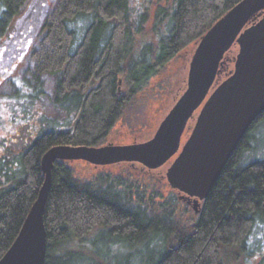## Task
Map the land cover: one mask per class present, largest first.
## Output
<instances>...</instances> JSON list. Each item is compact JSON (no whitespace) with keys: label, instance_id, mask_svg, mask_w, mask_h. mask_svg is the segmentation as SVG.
I'll use <instances>...</instances> for the list:
<instances>
[{"label":"trees","instance_id":"1","mask_svg":"<svg viewBox=\"0 0 264 264\" xmlns=\"http://www.w3.org/2000/svg\"><path fill=\"white\" fill-rule=\"evenodd\" d=\"M27 1L0 0V40ZM239 1L47 4L28 54L33 82L31 88L30 80L24 84L30 94L41 97L44 81L52 78L50 102L61 116H47L51 124L30 142L0 156V258L44 181L43 153L57 144H103L149 79L190 44H197ZM263 119L264 111L239 142L199 211L191 215L181 208L180 193L171 186L161 199L157 190L147 195L121 176L79 178L66 160H57L44 212L45 264H83L82 256L89 264H134L139 258L142 264H264V157L240 160V153L252 146V129ZM259 229L257 250L251 242ZM87 242L94 247L89 252ZM114 247L126 251L114 252ZM101 248L105 254L98 261L93 254ZM142 249L154 250L155 255L149 257Z\"/></svg>","mask_w":264,"mask_h":264},{"label":"water","instance_id":"2","mask_svg":"<svg viewBox=\"0 0 264 264\" xmlns=\"http://www.w3.org/2000/svg\"><path fill=\"white\" fill-rule=\"evenodd\" d=\"M239 46L234 68L214 87L228 50ZM201 106L180 148L181 137ZM264 111V0H240L198 40L183 93L160 121L153 136L129 144H57L41 157L44 181L0 264H45L44 212L57 160L96 165L138 162L149 169L164 165L169 185L193 199L195 212L210 193L251 124Z\"/></svg>","mask_w":264,"mask_h":264},{"label":"rangeland","instance_id":"3","mask_svg":"<svg viewBox=\"0 0 264 264\" xmlns=\"http://www.w3.org/2000/svg\"><path fill=\"white\" fill-rule=\"evenodd\" d=\"M50 1L28 0L20 16L13 20L12 29L10 28L9 33L0 40V150L2 149L0 156L6 152L8 154L9 151H17L30 142L38 131L50 122L47 116H57L58 118L61 116L50 102V97L54 92L52 78L47 77L44 81V93L41 94V97L38 95L40 98L33 93L30 94V90L27 91L24 84L26 79L30 80L31 88L34 67L28 54ZM135 2L139 3L140 0H135ZM195 47L196 44H190L149 79L132 103L126 107L121 119L101 145L142 142L153 136L162 118L186 88L189 66ZM238 50L239 46L234 44L225 54L218 83L233 70ZM200 109L201 106L189 120L181 137L180 148L189 137ZM53 120L56 121V118ZM249 139L252 146L248 151L240 153L242 162L264 157V119L252 129ZM176 155L156 169H148L138 162L93 165L80 159L66 161L73 167L74 174L79 178L91 179L99 173H109L132 180L140 188H144L147 195H152V191L157 190L158 198L163 199L171 190L166 178V171ZM180 194L181 208H187L189 215L194 214L193 201L188 203L182 199ZM255 234L251 243L259 250L261 229L257 230ZM91 245L92 243L87 242V252L94 248ZM112 250L116 252L125 249L114 247ZM154 250L155 252L160 251L161 248ZM142 251L149 257L155 255L151 249H142ZM95 253L91 254L100 261L101 258H104L105 250L101 248V252ZM81 261L83 264H89L87 256H82ZM134 264H142V260L136 259Z\"/></svg>","mask_w":264,"mask_h":264},{"label":"flooded vegetation","instance_id":"4","mask_svg":"<svg viewBox=\"0 0 264 264\" xmlns=\"http://www.w3.org/2000/svg\"><path fill=\"white\" fill-rule=\"evenodd\" d=\"M2 151V149L0 150V152ZM2 156V155H1ZM89 163V162H88ZM119 163V162H118ZM90 164H92V163H90ZM93 165H96V164H93ZM143 167H145L144 165H143ZM182 197V199H184V200H186L188 203H190L191 202V200L193 201V199L191 198V197H188L187 195H183V196H181ZM202 201L203 200H201L200 201V205H199V207H198V211H199V209H200V207H201V204H202ZM197 213V212H196Z\"/></svg>","mask_w":264,"mask_h":264}]
</instances>
